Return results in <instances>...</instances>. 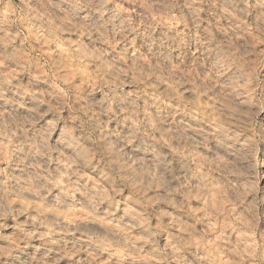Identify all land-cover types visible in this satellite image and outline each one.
Instances as JSON below:
<instances>
[{
  "label": "clouds",
  "instance_id": "clouds-1",
  "mask_svg": "<svg viewBox=\"0 0 264 264\" xmlns=\"http://www.w3.org/2000/svg\"><path fill=\"white\" fill-rule=\"evenodd\" d=\"M0 264H264V0H0Z\"/></svg>",
  "mask_w": 264,
  "mask_h": 264
}]
</instances>
